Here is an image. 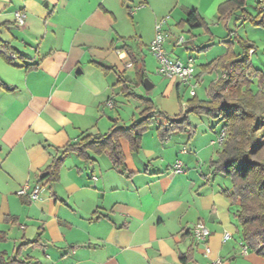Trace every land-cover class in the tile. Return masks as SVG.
Returning <instances> with one entry per match:
<instances>
[{"label": "crops", "instance_id": "0c3cea01", "mask_svg": "<svg viewBox=\"0 0 264 264\" xmlns=\"http://www.w3.org/2000/svg\"><path fill=\"white\" fill-rule=\"evenodd\" d=\"M227 1L139 0L143 7L138 11L150 8L157 22L171 13L175 23L167 24L170 36L164 47L173 60L195 62L194 52H205L210 45L208 51H214L217 44L221 51L207 65L217 64L228 45L240 55L234 38H242L254 49L252 89L264 95V29L236 22L238 16L221 20L218 9ZM130 2L0 0V39L17 56L16 63L37 64L26 70L0 57V252L21 264H208L210 258L223 264H264L250 249L248 256L240 254L244 241L236 210L222 194L232 184L211 167L221 151L218 121L199 118L191 121L192 131L173 132L163 140L158 132L163 118L143 135L139 152L121 141L125 173L108 154L90 152L91 161H85L69 152L59 181L42 180L68 144L127 124L118 94L126 96L125 87L132 91L130 84L140 82V70L118 27L117 11L132 10ZM259 2L254 0L249 10L247 0L246 10L257 15ZM190 10L204 19L203 27L190 31ZM17 12L27 16L22 27L16 26ZM235 26L236 33H231ZM181 33L188 36L184 45H178ZM153 39L154 32L145 44L147 51ZM137 54L145 73L146 54L142 49ZM129 62L134 68L127 69ZM158 68L157 61V73ZM209 72L217 80L223 76L220 70H196L195 81L203 84ZM165 80L163 98L170 109L164 114L175 119L181 112L182 84ZM178 161L181 174L171 171ZM37 185L43 188L38 200L18 195L23 187L31 192ZM199 221L211 232L210 258L194 241ZM225 233L232 234L227 243Z\"/></svg>", "mask_w": 264, "mask_h": 264}, {"label": "trees", "instance_id": "16d2710c", "mask_svg": "<svg viewBox=\"0 0 264 264\" xmlns=\"http://www.w3.org/2000/svg\"><path fill=\"white\" fill-rule=\"evenodd\" d=\"M247 0H228L219 9V17L227 21L238 16L236 22L249 23L255 28L264 29V0L257 5V15H251L247 10ZM190 31L204 26V19L195 10L187 12ZM238 27L230 30L236 33ZM234 42L241 49L240 55H235L228 45V53L204 68L206 71L220 70L223 76L212 82L207 90L209 100L202 101L197 95L189 101L186 111L171 119L168 115L155 109L151 101L141 112V118L130 126H115L104 136H82L77 142L70 143L64 149L59 159H54L42 180L56 183L59 181L60 170L64 156L69 152L76 153L85 161H91L90 152L96 155L108 154L114 165L126 172L121 141L129 143L133 152H139L143 135L150 129L157 118L166 120L159 128L160 137L164 140L170 133L192 131L190 115L206 116L221 120L226 131V139L221 146L218 158L211 162L216 173L223 174L231 181V189L222 194L235 207L236 217L244 243L251 252L264 259V95L252 89L250 50L253 46L242 38L235 37ZM230 44V43H228ZM0 57L8 64L31 70L37 64L22 65L11 58V52L0 39ZM130 52L129 48L124 47ZM133 63V62H132ZM133 65H135L133 63ZM146 74L139 71V81L144 86ZM127 97H137L127 87L124 88ZM141 98V97H140ZM4 235L0 233V242ZM0 264H21L5 253L0 252Z\"/></svg>", "mask_w": 264, "mask_h": 264}, {"label": "rangeland", "instance_id": "374dc122", "mask_svg": "<svg viewBox=\"0 0 264 264\" xmlns=\"http://www.w3.org/2000/svg\"><path fill=\"white\" fill-rule=\"evenodd\" d=\"M131 1L132 2H130L128 4L130 7H133L132 10H128L126 7L125 8L120 7V9H118V11H117V13H118L117 14L118 27L120 30H122V33H124L126 35V38H127L126 41L128 42V45L133 47L132 53H133L138 65H139V70H141V68H142V65H141L142 62H141V59L139 58V56L137 54V51L139 49H142L143 53L146 54V58H147L146 61H147L148 69L146 70L147 72H145V74H146L145 80H148L151 84H153L155 86V88L148 92L145 90L144 86L139 82L137 84L136 83L130 84L131 88H132L131 92H134L137 97H127V96L121 95V93L118 94L119 97H118L117 101L119 103L122 102L120 104L121 106L119 108V111H120L125 123H127L126 126L132 125L135 121H137L141 118V112L146 108L147 101H151L152 104L154 105L155 109L160 111V112L166 113V111L170 109L167 105V101L163 98V97H166V94H164V93H165V90H166L168 83L165 79L160 77L159 74L157 73V61H156L155 57L149 51H147V49L145 48V44L149 42V39H150L151 35H153V32H154V36H155V26H156L155 23L157 22V20H155L156 15L155 14L152 15L150 8H148L146 10H140L139 9L140 11H138V7H139L138 1L139 0H131ZM177 1L178 0H174V3H176ZM182 2L183 1H181V3ZM254 5H255L254 0H248L249 10L252 9L251 7H254ZM170 14L171 13L164 14L163 17L158 19V22L163 20L164 18L170 17L168 24L173 25V23H175L174 22L175 20ZM137 16H139V17H137ZM166 29L168 30L167 26H166ZM180 37H184L186 40V37H188V36L181 33ZM205 40L201 39L200 43H203V41H205ZM205 45H207V44H205ZM216 46L217 47H216V49H214V51H208V50H210V47H211V45H210L208 47L207 51H205V52H201V53L200 52H194L193 55H194V58H196L195 63L204 64V65L206 64V68H207V66H208L207 64L211 63L215 59V56L217 55V51H221V50H219L217 44H216ZM186 61L187 60L185 59V57L182 58L183 63H186ZM204 68L202 66H199V67L195 66V69L200 70V73H204L203 72ZM212 73L213 74H211L209 72L208 74H206L203 84L201 82L200 86L196 89L197 97H198V99H200L202 101H208L209 100L207 90H208L210 84L217 80L218 75L215 72H212ZM134 76H135L134 74L130 75V77H134ZM254 90H258L256 86H254ZM190 92H191V89L189 87H186V86L184 87V85L181 86L180 97L178 100L179 101L178 107H179L180 111H182L183 113L186 111V109L189 105V101L193 99V97H191ZM199 118H201L202 120H205V122L209 121L212 124H215V122L218 121V123L215 124V128L218 129L219 133L222 131L223 123L221 120L209 118L206 116L200 117L197 115H190V121H192V122L196 123L198 120H200ZM162 122H164L163 118L155 119L153 121L150 129H152V128L155 129V126L161 125ZM198 130H200V128H198ZM253 256L256 257L257 254H255V255L252 254V257ZM238 260H240V258Z\"/></svg>", "mask_w": 264, "mask_h": 264}, {"label": "built area", "instance_id": "2783aa9c", "mask_svg": "<svg viewBox=\"0 0 264 264\" xmlns=\"http://www.w3.org/2000/svg\"><path fill=\"white\" fill-rule=\"evenodd\" d=\"M143 7V6H141ZM140 7V8H141ZM26 14L24 12H17L15 14V23L17 27H22L26 22ZM170 17L164 18L163 20L157 22L155 26V36L153 41L150 44L149 51L155 57V59L159 63L158 73L165 79L168 80H178L180 84L189 87L191 89V97H195L196 89L200 86L199 81H195V62L194 60H188L186 63H183L180 60H173L165 51V43L169 39L170 33L166 29ZM186 40L184 37H179L178 45H184ZM254 53V49H251L249 54L252 55ZM11 58L15 59V56L10 55ZM127 69L134 68L133 63H127ZM108 105L110 107L113 106L112 102H109ZM226 139V131L223 130L217 138L216 143L221 147ZM171 171L175 174L183 173L182 162L178 161L172 167ZM42 186L37 185L31 192H29L28 187H23L18 195L27 196L32 201H36L39 199V194L42 191ZM211 232L205 222L199 221L195 224L193 228V237L194 241L197 245L203 246L204 253L206 257H211V248L209 246V238ZM232 239V234L225 233L223 236V243H227ZM240 250L242 256L249 255V248L243 242L240 244ZM208 264H223L221 259H211Z\"/></svg>", "mask_w": 264, "mask_h": 264}, {"label": "water", "instance_id": "95a60500", "mask_svg": "<svg viewBox=\"0 0 264 264\" xmlns=\"http://www.w3.org/2000/svg\"><path fill=\"white\" fill-rule=\"evenodd\" d=\"M77 74H81L80 70H78ZM144 88L146 91H151L154 88V85L151 84L148 80H144Z\"/></svg>", "mask_w": 264, "mask_h": 264}]
</instances>
